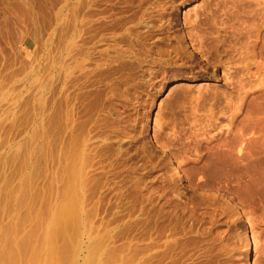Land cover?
<instances>
[{"label":"rangeland","instance_id":"1","mask_svg":"<svg viewBox=\"0 0 264 264\" xmlns=\"http://www.w3.org/2000/svg\"><path fill=\"white\" fill-rule=\"evenodd\" d=\"M263 2L0 0V264H264Z\"/></svg>","mask_w":264,"mask_h":264},{"label":"bare ground","instance_id":"2","mask_svg":"<svg viewBox=\"0 0 264 264\" xmlns=\"http://www.w3.org/2000/svg\"><path fill=\"white\" fill-rule=\"evenodd\" d=\"M260 3V2H259ZM264 3V2H263ZM91 4V3H90ZM255 9V8H254ZM86 16V15H85ZM76 32V31H75ZM95 33V32H94ZM91 37V36H90ZM98 39V38H97ZM69 40V39H68ZM96 45V44H95ZM67 52V51H66ZM81 54V53H80ZM97 64V63H96ZM88 138V137H87ZM76 139V138H75ZM79 139V138H78ZM87 140V139H86ZM79 147V146H78ZM81 150H82V148H81ZM78 154H81V153H78ZM79 157V156H78ZM74 158V157H73ZM78 159V158H77ZM94 160V159H93ZM71 162V161H70ZM74 164V163H73ZM76 164V163H75ZM77 165H80V164H77ZM97 165V164H96ZM73 167H75V166H73ZM79 167V166H78ZM74 170V169H73ZM70 171V170H69ZM76 171H78V170H76ZM75 171V172H76ZM71 172V171H70ZM79 172V171H78ZM75 174H77V173H75ZM73 175H74V173H73ZM68 179V178H67ZM80 180V179H79ZM76 181V180H75ZM74 184V183H73ZM76 184V183H75ZM74 185H72V187H73ZM69 187V186H68ZM69 195V194H68ZM74 196L73 195H71L68 199H67V201L64 203V205L62 206V209H61V213L59 212V214H60V216L57 218V220H58V224L59 225H61V227L60 228H58L57 227V225H56V228H58L59 229V232L61 233L63 230H65L64 228H66V227H68L69 225H68V223L70 222V221H73L74 222V217H75V213H76V211H75V207H74V205L76 204L75 203V201L76 200H74V198H73ZM76 197V196H75ZM77 206V205H76ZM77 209V208H76ZM78 218V217H77ZM80 218V217H79ZM76 219V218H75ZM77 220V219H76ZM55 223V222H54ZM75 223V222H74ZM57 224V223H56ZM70 224V223H69ZM76 224V223H75ZM55 225V224H54ZM72 226V225H71ZM198 226V225H197ZM63 228V229H62ZM61 229V230H60ZM178 229V228H177ZM167 230H169V229H167ZM58 232V231H57ZM171 232H173V231H171ZM55 233H56V231H55ZM170 233V232H169ZM172 234V233H171ZM187 234V233H186ZM163 235H165V234H163ZM171 236V235H170ZM50 237V236H49ZM178 239V238H177ZM52 237H50L49 238V240H48V245H49V248H50V246L52 247V245H53V242H52ZM174 240V239H173ZM165 241V240H164ZM171 241V240H170ZM51 243V244H50ZM8 244V243H7ZM15 244V243H14ZM249 245H250V242H249V238L248 239H246V247L247 248H249ZM170 246V245H169ZM169 249V248H168ZM248 250V249H247ZM16 252V251H15ZM54 253V252H53ZM163 253V252H162ZM5 254V253H4ZM250 254V253H249ZM4 257V256H3ZM14 258V257H13ZM54 258L55 257H53V255L51 254V256H50V259H48L47 260V264H57L56 263V259L54 260ZM150 261V260H149ZM60 262V261H59ZM3 264V263H2Z\"/></svg>","mask_w":264,"mask_h":264}]
</instances>
